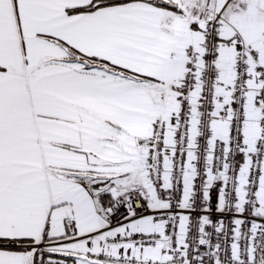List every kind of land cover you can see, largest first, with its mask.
I'll use <instances>...</instances> for the list:
<instances>
[{
	"label": "snow or ice",
	"instance_id": "snow-or-ice-1",
	"mask_svg": "<svg viewBox=\"0 0 264 264\" xmlns=\"http://www.w3.org/2000/svg\"><path fill=\"white\" fill-rule=\"evenodd\" d=\"M0 264H264V0H0Z\"/></svg>",
	"mask_w": 264,
	"mask_h": 264
}]
</instances>
